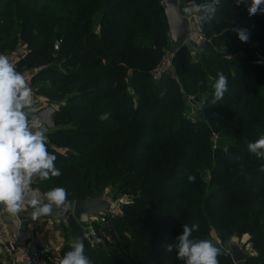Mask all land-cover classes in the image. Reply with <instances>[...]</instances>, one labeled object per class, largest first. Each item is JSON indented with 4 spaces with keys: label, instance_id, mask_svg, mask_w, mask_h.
<instances>
[{
    "label": "trees",
    "instance_id": "1",
    "mask_svg": "<svg viewBox=\"0 0 264 264\" xmlns=\"http://www.w3.org/2000/svg\"><path fill=\"white\" fill-rule=\"evenodd\" d=\"M163 1L62 0L64 8L73 11L53 15L55 34L41 27V23L33 27L31 17L22 30L21 40L28 42L31 54L37 56L43 70L35 78L49 77L54 80V86L61 88L78 87L75 93L66 94L54 114L57 131L50 135L57 147L76 150L77 163L57 167L61 179L53 187H64L75 202L95 198L97 188L113 184L133 200L119 220L129 230L131 244L128 239L120 240L112 220L116 239L108 242L112 250L108 257L102 249L106 240L92 247L82 231L86 226L79 225L70 215L68 224L73 240L83 238L85 254L92 264H184L177 259L175 247L171 252L166 248L176 243L184 223H198L199 231L193 233V238L211 240L210 226L224 243L227 251L215 244L223 253L218 257L219 264H235L228 244L232 238L245 235L250 236L255 256L244 264H264V159L237 147L242 143V129L249 126V121L262 120L257 129L264 132V97L259 95L256 99L249 87L253 78V83L264 88V70L257 73L256 65L247 57L229 63L219 51L225 48L226 42L229 43L227 53L232 54L248 50L250 46L264 49V27L246 26V16L235 18L232 26L247 29L248 42H241L238 36H215L211 43L199 49L204 57L199 55L198 63L207 67V74L214 80L218 72H223L228 78V90L216 105H211V94L206 107L208 125L192 124L178 115L185 103L175 83L163 78L157 83L152 81V71L171 43ZM180 1L185 6L193 0ZM233 1L220 0L219 6ZM41 2L0 0V43L10 37L16 26L12 7H19L17 16L21 19L27 9L38 12ZM38 13L41 17L44 15L43 11ZM214 20L213 23L219 24L223 19ZM35 31L45 37L39 40L36 35L32 36ZM56 41H60L59 55H66L65 73L46 67ZM0 49L11 52L15 48ZM175 54L180 74L187 80L186 93L213 92L211 85L205 83L207 74L202 73L198 63H192L188 49L184 47ZM104 113H110V117L102 121L99 117ZM173 116L175 119L166 125ZM211 126L216 132L232 134L223 141L235 145L212 151ZM71 140L74 143H64ZM242 153L245 157L238 161ZM99 163L105 166L104 181L97 174L95 179L93 175H82L88 167ZM203 172L210 173L209 181L205 175L199 177ZM189 175H195L194 182L188 181ZM53 187L40 183L37 189L46 192ZM94 227L99 233L109 235L100 226ZM143 232H167L168 235L150 239L151 245H148ZM70 250L67 244L61 251V259Z\"/></svg>",
    "mask_w": 264,
    "mask_h": 264
},
{
    "label": "rangeland",
    "instance_id": "2",
    "mask_svg": "<svg viewBox=\"0 0 264 264\" xmlns=\"http://www.w3.org/2000/svg\"><path fill=\"white\" fill-rule=\"evenodd\" d=\"M20 1L22 0H17V3ZM61 1L62 0H43V2H41L38 6L39 10H37L38 12L39 11L44 12V15L42 17L39 15L38 12H33L32 10L27 9L24 11V16H22L23 18L21 19H19L17 16V11L19 7L14 5L12 7V11L15 14L16 26L13 32L10 34V37L7 40H5L3 43H0V48L2 49L6 48L8 50H12L16 48V46L19 44L26 47V55L21 61V65H16L15 67L18 71L23 73V75L26 78L27 83L31 85V89L33 93L32 98L36 100L42 96L47 102L46 103L47 107H45V110H43L41 113L47 115L46 118H47V121L49 122L48 123L43 122L42 128L45 131L46 143H47L49 152L54 154L57 157L55 161L56 167H64L65 165H68L69 163H77L76 157L78 154L76 150L68 146L62 147V148L57 147L56 144H54L53 140L50 139V135L57 131V129L54 127V122H53L54 114L59 111L60 104L63 103V101L66 99V94L68 92L75 93L78 87L77 86L72 87L71 85H65L61 88L59 85L54 86L53 84L55 83L54 80L50 79L49 77L35 78L43 70L38 65L39 61L37 60V56L35 54H31V50L28 48V42H24L23 40H21L20 36H21L24 26L26 25L30 17L32 19L31 25L33 27H35L37 23L39 24L41 23V27H45V29H48L50 34L52 33L55 34L57 31V27L55 26L54 21L52 19L53 15L54 14L62 15L63 11H66V12L73 11L72 9L64 8V4L61 3ZM187 3L188 5H190L191 3H193V1L187 2ZM202 3H209V2H199L198 4H202ZM248 6H249L248 3L236 5L235 0L233 1V3H229V4L225 3L221 6H218V10H217L218 14L216 13L217 15L215 19L217 18L218 20L221 18L223 19L221 23L219 24L213 23V21H211V23L198 22L196 17L194 16L184 17L183 12H180V15L188 21L190 28H192V30L194 31V34L202 36L201 41L196 42L193 39V40H188L185 44V48L188 49V53H189L192 63L197 64L199 62L198 61L199 55H201L202 58L204 57V54L199 53V49L205 46L206 44L211 43V39L213 37L216 36V37L224 38L227 35H229V37L237 36V34L234 31H232L233 28H237V26L236 27L232 26L234 22L233 20H235V18L241 17L242 19H244V17L246 16V20H245L246 26L250 25L253 27H262V28L264 27V12H258L255 15L249 16V14H246L248 11ZM229 19L231 20L230 23H228ZM213 26H216V27L212 29L211 27ZM50 34H46V35L49 36ZM35 35L39 37V40L45 37V34H42L39 31L38 33L36 31L32 32V36H35ZM234 45L235 44H233L231 48L234 47ZM228 46H229V43L226 42L225 48H223L222 50H219L221 51L220 53L223 54L222 56L223 59H227V61L231 63V61H234L235 59H241V58L247 57L252 62H254V64L256 65L255 69L256 71H259L257 73H261L260 70H264V59L261 58V56L264 55V49L258 50L255 46H250L248 50H243L238 53L232 54L230 52L227 53ZM59 50H60V41H56L54 45V50L51 52L48 59L46 60V67L65 73L66 69L64 68L63 63L65 59L64 57L66 55L60 56ZM175 55L176 54L173 53V45L172 43H170L169 47L163 50V53H162V56L159 62L157 63L154 70L152 71V81L154 83L158 82L154 78V71L159 65L163 57H169L170 60L172 61V68L170 69L168 74L163 77V79L173 81L176 85L175 87H177V89L183 95V102L185 103V106H184V109H182L178 115L181 116L182 119L192 124L205 123L206 125H208L209 122L206 121L207 119L206 118V112H207L206 107L208 103H210L209 99L213 92L199 90L198 92L194 94L188 93V92L186 93L187 90H186L185 83L187 80L184 78L185 77L184 74L182 75L180 74L181 70L180 68H178L179 62L175 60ZM199 65L202 69V73L207 74L206 72L207 67L202 63H198V66ZM234 71L235 69L232 68V72ZM35 80L37 81L34 82ZM252 80L253 78H250L249 87H250V90L254 91L256 99L259 98L258 97L259 95L264 97V88L261 87L258 83H253ZM214 81H215L214 77H212L210 74L206 75L205 83L208 86L214 83ZM87 87L90 88L91 85ZM51 89H54V90L52 91V93H49ZM151 93L154 94V91L152 90ZM134 101L135 103H137V98H134ZM159 114L160 113H157V115ZM36 116H38L39 118V115H36ZM173 119H175L174 116L169 118L166 121V125ZM214 119H216L219 123H221L222 121L221 119L218 118V116H215ZM261 123H262V120L260 119H254V120L249 121L248 125L253 126V128L250 129L249 126L248 127L246 126L245 128L242 129L243 132H242V135L240 136V138L242 139V143H239L238 144L239 146L237 147H240L242 149H247V144L249 142H253L254 140H257L261 135H264V132L259 131L257 129L258 125H260ZM210 131H211L210 143H211L212 151L223 149L225 147H229L230 145H235L225 140L223 141V139L227 137H232V134H223V132L221 131L216 132L214 131L213 126H211ZM68 142L74 143V140L64 141L65 144H68ZM244 157L245 155L243 154L240 158H237V159L238 161H241L242 159H244ZM227 161L231 162L232 160H227ZM104 171H105L104 163H99L98 165L88 167L82 173V175H90V177H92L93 175V179H95L96 178L95 174H97L100 180L104 181L105 179ZM204 175H205L206 180L209 181L211 178L210 173L203 172L201 175H199V177H203ZM59 179L61 178L57 177L56 179H54V181L53 180L52 181L50 180L38 181L37 180L36 186H38V184L41 183V185H45L47 187H50L52 185L53 187L55 185L54 182L58 181ZM40 192L43 193L42 191ZM96 193H97L96 196H94L95 198L98 195L103 196L107 201H109L113 205L114 209H113V214L111 215V220H114L117 226V229H118L117 231H118L120 240H122V238L128 239V242L131 244L132 236L130 235L129 230L125 229L122 223H119V220L124 217V213H125L124 208L132 205L133 200L128 196V194L121 193L119 190V187L113 184H108V186L103 187V188H97ZM68 201H69L68 203L69 211L62 212L63 221L61 222V224L58 225V228H57V230L58 231L60 230L61 232V233H58L60 239L57 241L56 244H54L55 247L54 246L52 247L53 251L50 257L52 260V264H59L61 260L60 254H61L62 249L67 244L71 246V242L73 241L72 233L69 229L68 218L70 215H72L74 201L71 199V197H68ZM53 212L60 213V211H56V210H54ZM129 215L131 216L132 214H129ZM82 231H83L84 236L87 235V233H89L87 226L84 227ZM166 233L167 232H165L164 234H157L153 232H143L142 234H144L145 237H143V235L142 237L148 245H151V242L149 241L150 239H157V238L165 237L166 235H168ZM209 233H211V240L214 242V244L226 250L224 243H222L217 238L216 232L210 226H209ZM100 236L106 240V244L102 248L104 250L105 255H107L108 257H111L112 250H111V244L108 243L110 242V240H108L109 237L105 233L103 234V232L101 231H100ZM249 241H250L249 235H245L242 238L234 237L230 240V242H234L239 246H243L247 254L255 256V252L251 244L249 243ZM8 262L9 260H3L2 262L0 260V264H7Z\"/></svg>",
    "mask_w": 264,
    "mask_h": 264
},
{
    "label": "clouds",
    "instance_id": "3",
    "mask_svg": "<svg viewBox=\"0 0 264 264\" xmlns=\"http://www.w3.org/2000/svg\"><path fill=\"white\" fill-rule=\"evenodd\" d=\"M244 3L249 4V16L264 12V0H235L236 5ZM219 5L220 0L202 4L193 0L183 7L182 12L184 17L194 16L198 22L211 23ZM232 31L241 42H248L247 29L233 28ZM211 87V105H216L228 90V78L218 72ZM32 96L23 73L6 55L0 54V208L11 216H19L30 208L31 219L37 220L51 215L54 210L69 211V201L64 187H54L43 193L33 187L37 180L46 181L60 176L61 172L55 166L57 157L48 150L41 121L33 115L37 109ZM109 117L110 113H104L99 119L104 121ZM247 149L257 158L264 159V135L249 142ZM195 179V175L188 176L190 183ZM197 231L198 223H184L176 243L168 245L166 251L171 252L175 247L177 259L184 264H219L218 257L223 254L221 249L210 239L193 238ZM70 249L59 264H92L85 254L83 238L76 237Z\"/></svg>",
    "mask_w": 264,
    "mask_h": 264
},
{
    "label": "built area",
    "instance_id": "4",
    "mask_svg": "<svg viewBox=\"0 0 264 264\" xmlns=\"http://www.w3.org/2000/svg\"><path fill=\"white\" fill-rule=\"evenodd\" d=\"M189 24V23H188ZM190 28V26H189ZM191 35L188 40L201 41L202 36L194 34L192 28H190ZM187 40V41H188ZM0 54L6 55L10 62L15 66L18 65L26 55V47L23 45H17L16 48L11 52H4L0 49ZM172 68V61L169 57H163L154 71V78L159 81L165 75L168 74ZM37 189L36 184L33 185ZM38 190V189H37ZM39 191V190H38ZM40 192V191H39ZM41 193V192H40ZM113 205L110 212L106 215H102L98 218H94L90 221L87 226L88 232L85 235V239L91 244L92 247H97L103 244L104 238L100 236V233L96 230L94 225L100 226L102 229L106 230L109 235L108 240L113 241L116 239V233L112 226L111 215L113 214ZM26 210H30L27 208ZM8 214L0 208V214ZM40 219H43L46 223L47 229H55L61 224V218L58 216H45ZM52 247H43L40 250L32 248L30 244L24 243L22 241H14L7 243L6 255L10 260L7 264H52L51 255Z\"/></svg>",
    "mask_w": 264,
    "mask_h": 264
},
{
    "label": "water",
    "instance_id": "5",
    "mask_svg": "<svg viewBox=\"0 0 264 264\" xmlns=\"http://www.w3.org/2000/svg\"><path fill=\"white\" fill-rule=\"evenodd\" d=\"M183 6L184 3L179 0L162 2L174 54L185 47L191 35L188 21L180 15V9ZM111 208L112 204L103 196L77 200L74 202L72 216L79 225L88 226L92 219L108 214ZM228 251L231 253L235 264H244L252 257L245 252L243 246L234 242L228 244Z\"/></svg>",
    "mask_w": 264,
    "mask_h": 264
},
{
    "label": "crops",
    "instance_id": "6",
    "mask_svg": "<svg viewBox=\"0 0 264 264\" xmlns=\"http://www.w3.org/2000/svg\"><path fill=\"white\" fill-rule=\"evenodd\" d=\"M29 85V84H28ZM31 88V85H29ZM33 99L34 106L37 111L33 114L36 118H39L41 124L47 121L46 114H42L41 112L45 110L46 100L44 97H39L38 99ZM37 102V103H36ZM41 113V114H40ZM31 211L26 210L21 213L19 216H11L9 214H0V260H9L6 255V247L7 243L14 241H22L24 243L30 244L32 248L40 250L43 247L51 246L60 239L57 228L55 229H47L46 223L43 219L32 220ZM62 212L55 213L53 212L51 216H58L61 218V222L63 221ZM55 247V246H54ZM10 261V260H9Z\"/></svg>",
    "mask_w": 264,
    "mask_h": 264
}]
</instances>
